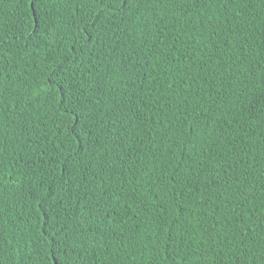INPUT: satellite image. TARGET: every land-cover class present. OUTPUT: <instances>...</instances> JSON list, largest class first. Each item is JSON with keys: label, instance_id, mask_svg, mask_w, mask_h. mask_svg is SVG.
Returning a JSON list of instances; mask_svg holds the SVG:
<instances>
[{"label": "trees", "instance_id": "obj_1", "mask_svg": "<svg viewBox=\"0 0 264 264\" xmlns=\"http://www.w3.org/2000/svg\"><path fill=\"white\" fill-rule=\"evenodd\" d=\"M0 264H264V0H0Z\"/></svg>", "mask_w": 264, "mask_h": 264}]
</instances>
